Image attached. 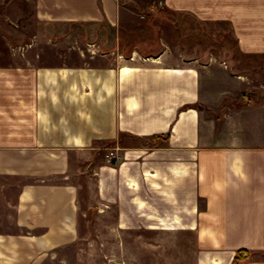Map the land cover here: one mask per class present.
I'll return each mask as SVG.
<instances>
[{
  "label": "crops",
  "instance_id": "obj_1",
  "mask_svg": "<svg viewBox=\"0 0 264 264\" xmlns=\"http://www.w3.org/2000/svg\"><path fill=\"white\" fill-rule=\"evenodd\" d=\"M158 7L264 55V0H32L44 26H118ZM26 46L0 52V234L31 235H0V264L74 243L87 180L114 231L192 233L194 264H264V104L241 80L168 45L101 64L40 63Z\"/></svg>",
  "mask_w": 264,
  "mask_h": 264
},
{
  "label": "rangeland",
  "instance_id": "obj_2",
  "mask_svg": "<svg viewBox=\"0 0 264 264\" xmlns=\"http://www.w3.org/2000/svg\"><path fill=\"white\" fill-rule=\"evenodd\" d=\"M33 13L32 0H0V52L6 53L15 45L20 46L19 51L24 50L30 44L38 52L39 57L35 59L40 63H56L60 59L75 62L80 57L73 55L81 53L80 59L86 64L95 61L101 64L111 57L108 53L141 50L145 55L154 54L163 45H168L200 62L213 59L221 63L243 82L244 98L252 97L254 103L264 104V55L240 54L225 25L172 17L160 7L141 14L128 13L118 26L105 20L97 24L44 26L35 20ZM92 53H95V59L91 57ZM4 61L9 58L0 57V62ZM87 182V189L79 200L76 241L46 252L30 248L20 250L17 264H194L192 233L114 231L115 210L98 214L91 206L90 182ZM0 235L21 237L31 234Z\"/></svg>",
  "mask_w": 264,
  "mask_h": 264
},
{
  "label": "trees",
  "instance_id": "obj_3",
  "mask_svg": "<svg viewBox=\"0 0 264 264\" xmlns=\"http://www.w3.org/2000/svg\"><path fill=\"white\" fill-rule=\"evenodd\" d=\"M244 253V252H243ZM248 258V255L245 253V255H242V257L241 256H238L237 258H236V260L234 261V263L237 261V260H244V259H247Z\"/></svg>",
  "mask_w": 264,
  "mask_h": 264
}]
</instances>
